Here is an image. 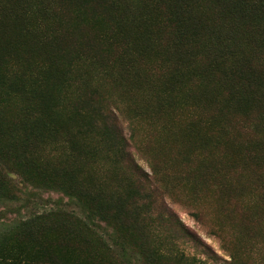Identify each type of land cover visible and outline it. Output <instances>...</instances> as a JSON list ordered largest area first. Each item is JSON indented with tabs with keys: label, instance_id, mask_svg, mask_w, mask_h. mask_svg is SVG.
Listing matches in <instances>:
<instances>
[{
	"label": "trees",
	"instance_id": "1",
	"mask_svg": "<svg viewBox=\"0 0 264 264\" xmlns=\"http://www.w3.org/2000/svg\"><path fill=\"white\" fill-rule=\"evenodd\" d=\"M20 184L80 211L14 219L0 264H206L159 239L180 189L221 264H264V0H0V203Z\"/></svg>",
	"mask_w": 264,
	"mask_h": 264
},
{
	"label": "rangeland",
	"instance_id": "2",
	"mask_svg": "<svg viewBox=\"0 0 264 264\" xmlns=\"http://www.w3.org/2000/svg\"><path fill=\"white\" fill-rule=\"evenodd\" d=\"M136 155V154H135ZM138 163L146 172H151L146 160L136 155ZM24 190L22 197L15 201H8L0 203V231L6 230L13 223L14 219L27 216L33 210H49L57 207H68L79 212L80 209L74 202H71L69 197L63 193L56 191H49L43 189H35L29 185L20 184ZM175 199L177 202L171 201L168 198V204L173 212L176 213L177 221L184 228H179L176 219H174V226H165L163 229L159 228V239L166 245L172 246L175 252L185 251L187 255H196L202 262L206 264H221L224 259L229 258V255L222 248V240L216 234H213L210 229V218L207 217L208 210L203 208L202 218L204 223L201 224L194 215H192L189 208V200L186 199L182 190L175 192ZM189 229L197 234L199 240L203 244L197 245L194 241H189Z\"/></svg>",
	"mask_w": 264,
	"mask_h": 264
}]
</instances>
